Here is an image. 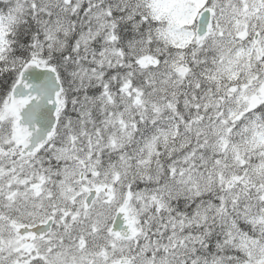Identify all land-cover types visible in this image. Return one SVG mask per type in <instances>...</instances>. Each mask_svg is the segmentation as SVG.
Segmentation results:
<instances>
[{"label":"snow or ice","instance_id":"obj_1","mask_svg":"<svg viewBox=\"0 0 264 264\" xmlns=\"http://www.w3.org/2000/svg\"><path fill=\"white\" fill-rule=\"evenodd\" d=\"M63 4L74 17L85 14L78 0ZM145 6L149 11L138 14ZM31 7L32 18L24 22L19 4L0 11V264H170L178 248L196 254L191 264H200L205 252L222 254L213 255L211 264H264V209L253 215L245 203L255 189L249 169L264 172V0H145L104 12L115 18L106 39L117 48L151 42L150 29L171 44L167 52L133 63L168 64L179 90L169 93L163 108L152 105L151 119L141 113L116 123L129 141L139 137L137 144L152 149L169 138L161 126L166 109L177 122L171 136L183 131L195 138L190 149L182 143L168 150L163 170L173 177L185 176L173 159L180 149H186L185 163L198 153L204 160L209 148L216 166L226 167L230 159L239 171L227 179L217 172L228 198H207L217 216L227 217L229 207L235 213L223 228L209 224L208 209L187 207L183 200L173 208L171 188L158 179L141 173L135 182H122L114 161L123 166L130 153L100 127L88 131L90 114L83 105L99 96L112 104L113 92H126L141 105L137 81L122 79L130 73L128 62L109 71L100 86L65 92L64 65L72 68L75 57L37 51L38 6ZM43 15L51 13L41 9ZM157 22L166 27L157 28ZM95 47L101 50L99 41ZM81 138L85 147H78ZM162 159L157 147L136 163ZM258 198L264 202V193ZM192 219H198L197 231L185 228Z\"/></svg>","mask_w":264,"mask_h":264},{"label":"clouds","instance_id":"obj_2","mask_svg":"<svg viewBox=\"0 0 264 264\" xmlns=\"http://www.w3.org/2000/svg\"><path fill=\"white\" fill-rule=\"evenodd\" d=\"M33 3L38 6L36 14L39 22H35L38 33L37 51L47 52L50 58L60 57L61 55L65 58L75 57L72 68H67V65H64L68 75L65 92L100 86L108 72L123 61L128 62L130 73L123 74L122 79L131 78L136 80L137 85L143 91V95L140 97L141 105L133 104L134 96H129L126 92L119 95L115 92L111 93L114 97L112 104L107 103L106 97L99 96L98 98H90L83 105L85 111L90 114L91 122L87 124L88 131L91 132L95 127H100L105 137H115L117 145H123L124 150L130 153V158L125 165L122 166L118 160L114 161L121 171L122 182L125 184L135 182L141 179V173L151 176L153 179H158L161 186L166 184L171 188L172 200L170 204L173 208L175 202L183 200L186 202L187 207L195 206V208L201 210L208 209L209 224H214L216 228H223L225 220L231 219L235 213L229 207L227 217L217 216L215 209H209L210 201L207 198L210 196L215 198L217 194H223L226 199L228 198L227 193H221L220 191L222 184L219 182L217 172H222L225 179L237 173L239 170L230 159L225 161L226 167L216 166L214 164V153L209 148L206 150L207 155L204 156V160L201 161L199 158L203 153H198L193 162L185 163L183 155L186 149H190L195 144V138L191 133L183 131H180L179 135L173 138L171 132L176 130L175 125L177 122L166 115V109L160 114L162 117L161 126L169 130V138L167 143L163 138H160L152 149H149L143 142L137 144L136 140H139V137L129 141L127 134L122 132L120 126L116 123V120L121 117L131 122L141 113L145 115V119H151L152 105H160L163 108L169 93L179 90L175 87L176 76L168 64L154 66L146 61L147 66L140 68L133 63L140 57L159 56L171 48V44L167 43L165 38L159 35L155 29H150L151 42L137 40L131 45L125 43L123 47L117 48V42L106 39V36L113 31L112 22L115 18L105 16L104 12L109 8L113 11L123 10L125 5L135 8L137 4L143 5L145 0H78L79 6L85 8L86 11L84 15L75 17L70 11H65L63 0H0V11L6 14L8 9H14L19 4L23 9L20 19L21 22H24L32 18L31 5ZM91 4H95L96 7H90ZM41 9H45L51 15L39 16ZM148 11L146 6L141 7L138 9V14ZM156 27L163 28L166 27V24L157 22ZM46 30L48 35H45ZM148 31L149 29H146V32ZM40 37H43V39H40ZM97 41H99L101 49L99 52L96 51L95 47ZM165 81L167 83H162ZM109 82L113 85L117 83L115 80ZM52 87L55 90L58 85L53 84ZM161 88H164L165 91H160ZM69 110H71L70 102ZM108 113H112V115L109 116ZM108 121H112V123H108ZM61 132L63 133V129ZM212 142L210 138V143ZM182 143L186 145V149L176 151L173 154V159L177 168H185V176L173 177L167 175L163 169L167 166L168 150L173 146L178 147ZM85 146V138H81L78 147ZM157 147L164 159L159 164L153 163L150 166L138 167L136 162L144 158L149 150L155 152ZM248 179L251 184L255 185V189L252 190L250 198L245 203L250 206L253 215H259L261 214L260 210L264 209V202L258 198L259 194L264 193V188H261V185H264V172L249 169ZM117 191H119V188ZM197 224L198 219H192L191 223L185 222V228L190 231H197ZM201 226L206 227L207 225L201 223ZM259 229L260 226L258 225L257 234H259ZM183 234V231L177 232L178 236ZM213 255L222 254H208L205 252L200 264H204V259H207L211 264ZM195 257V253L178 248L174 256H169V261L170 264H191L192 259Z\"/></svg>","mask_w":264,"mask_h":264}]
</instances>
